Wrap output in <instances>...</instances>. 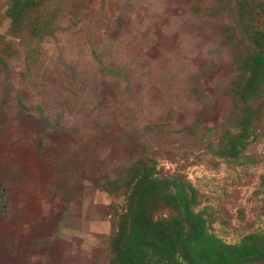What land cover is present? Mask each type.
<instances>
[{"label":"rangeland","instance_id":"374dc122","mask_svg":"<svg viewBox=\"0 0 264 264\" xmlns=\"http://www.w3.org/2000/svg\"><path fill=\"white\" fill-rule=\"evenodd\" d=\"M59 1L30 63L0 0V264H106L124 198L101 183L139 158L184 175L224 242L264 234V120L245 157L218 155L227 21L192 0Z\"/></svg>","mask_w":264,"mask_h":264},{"label":"trees","instance_id":"16d2710c","mask_svg":"<svg viewBox=\"0 0 264 264\" xmlns=\"http://www.w3.org/2000/svg\"><path fill=\"white\" fill-rule=\"evenodd\" d=\"M59 0H7L12 34L22 39L26 61L38 41L53 36L63 13ZM191 12L227 21L225 46L234 74L217 90L229 105L218 155L245 157L264 120V0H192ZM0 63L7 62L0 57ZM221 130V131H222ZM100 189L124 204L109 208L106 264H264V234L228 244L210 232L199 212L200 194L182 174H166L139 158Z\"/></svg>","mask_w":264,"mask_h":264}]
</instances>
